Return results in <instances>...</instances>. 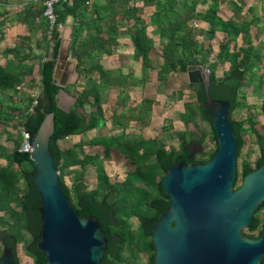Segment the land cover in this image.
Instances as JSON below:
<instances>
[{
    "label": "trees",
    "instance_id": "1",
    "mask_svg": "<svg viewBox=\"0 0 264 264\" xmlns=\"http://www.w3.org/2000/svg\"><path fill=\"white\" fill-rule=\"evenodd\" d=\"M87 1L89 0H73L71 3L55 5L56 27L50 38L46 35L47 21L44 19L43 44L46 48L45 57L48 60H41L38 65L40 90L34 98H15L16 86L23 83L27 75L33 74L34 65L26 66L22 63L29 57L21 56L18 47L2 53L5 57L11 56L16 59L22 57L18 63L11 60L0 66V125L4 127L7 140L13 143L11 151L0 146V257L2 247H6L13 253L15 264H20L17 258V246L23 244V233L29 236V241L24 246V256L30 259L31 264H42L44 261L41 252L37 249L40 223L39 198L33 184L34 169L29 160V153L20 151L23 138L19 128H22L32 140L45 115L54 114L55 130L50 138L49 150L53 155L54 167L59 173L58 182L79 215L95 217L99 221L107 238V251L101 264H134L135 249L146 251L148 253L146 264H152L151 228L168 207V199L161 189L165 172L180 162L187 166L206 163L216 151L214 144L213 152L201 148L206 134H201L198 138L187 131L188 125L196 119L206 122L210 128L211 141L214 143L215 136L203 106L206 98L202 84L189 85L188 89L192 91L195 100L183 105L180 118L186 130L177 138V149L167 148L157 139L145 138L142 135L130 137L125 133L127 122H118L117 125L122 128L119 134L97 136L91 142L84 138L87 133L104 128L106 121L100 105V97L112 85L109 75L102 72L99 64L101 57L111 55L112 50H105L103 48L105 43H99L98 29L93 37H85L81 40L83 31L91 27L88 22L75 27L69 49L77 60L79 76H82L79 81L66 88V91L74 90L77 93L76 103L69 112L58 108L57 95L60 89L52 79L60 46L58 26L63 25L69 15L79 13L84 18L86 13L83 7ZM150 2L155 6V13L148 21H140L139 27L133 28L132 33L134 59L141 60L143 73L151 69L148 53L153 49V40L146 32L149 26L155 28L153 35L158 37L161 45L159 56L162 63L158 72L159 82L166 83L169 76L186 73L189 67L206 66L210 52L205 53L198 47L194 37L188 32L186 23L174 11L176 0H150ZM205 19L211 25V38L214 33L221 32L227 35V43L236 41L244 30L242 25L230 20H222L216 15L215 10L209 12ZM109 37L113 42L114 35L109 34ZM89 41L91 44H88ZM256 52L253 46L233 52H229L226 45L221 47L217 62L229 64V70L221 79L216 78L217 63H210L207 66L210 97L230 103L229 120L238 141L236 166L246 145L245 135L254 139L259 153L253 166L246 160L241 162L234 188L239 187L238 183L241 184L248 173L264 164V135L256 130L255 121L234 120L232 117L237 110L245 106L243 101H239L240 98L244 100L243 88L258 79L256 71L261 63V57ZM145 80L137 81L135 85H142ZM260 81L263 83L262 79ZM7 91L12 93L9 94ZM182 95V92L178 93L179 100ZM142 104L143 111L148 114L153 101L142 100ZM79 109L82 112H79ZM260 113L264 118V98ZM139 115L141 117L144 114ZM9 126L12 128L10 130L12 133L7 129ZM71 136L83 138L73 148L61 151L58 142ZM193 141L201 151H196V147L192 146ZM85 146L102 148L105 157L115 151L131 168L127 178L122 183L111 182L103 167V156L98 153L86 154L83 158H79L77 150ZM89 166L95 167L96 172V188L93 190H89L84 182L86 168ZM66 173L72 176L70 189L63 182L62 176ZM20 183L23 184V193L19 196ZM263 207L264 202L257 209L252 220L253 224L246 232L253 233L255 225L260 222L259 213ZM132 219L137 222L134 231L130 228ZM133 232L138 233L137 239L132 235ZM126 251L131 254L128 259L123 258Z\"/></svg>",
    "mask_w": 264,
    "mask_h": 264
},
{
    "label": "water",
    "instance_id": "2",
    "mask_svg": "<svg viewBox=\"0 0 264 264\" xmlns=\"http://www.w3.org/2000/svg\"><path fill=\"white\" fill-rule=\"evenodd\" d=\"M68 53L61 43L52 73L60 89L57 106L65 112L76 103L65 90L78 78L77 60L67 61ZM64 64L74 73L70 81L59 78ZM187 75L190 84L204 86L203 106L216 151L206 163L187 166L180 162L165 172L161 189L168 207L151 228L152 264H261L264 228L258 239H249L243 232L264 202V164L234 188L238 141L229 120L230 103L210 97L208 70L192 66ZM54 130V114H47L29 139L33 184L39 198L37 249L44 258L42 264H101L107 251L106 235L95 217L79 215L59 185L49 150ZM188 132L198 137L191 125ZM0 264H15L10 249L2 247Z\"/></svg>",
    "mask_w": 264,
    "mask_h": 264
},
{
    "label": "crops",
    "instance_id": "3",
    "mask_svg": "<svg viewBox=\"0 0 264 264\" xmlns=\"http://www.w3.org/2000/svg\"><path fill=\"white\" fill-rule=\"evenodd\" d=\"M176 2L174 11L182 17L188 27V32L194 37L198 47L205 53L210 52L207 64L202 68L207 70L210 63H217L216 78H223L225 72L229 70L228 63L217 62V55L221 47L228 46L229 52L247 46H253L257 50L256 53L261 57V63L256 71L258 79L244 87L245 89L243 88L245 106L234 113L233 119L245 121L253 119L256 123V130L258 125L264 126V118L260 113L264 98V0H176ZM42 9L40 3H26L24 0H0V66H4L7 61L11 60L18 63V60L22 58L16 59L2 55L5 50L14 47L20 49L21 56L29 57L22 61L23 64L34 65L32 76L27 75L24 82L16 86L15 98H34L39 94L38 65L41 60H48L45 57L46 48L43 44L44 17ZM83 9L86 13L84 18L79 13L67 16L65 23L58 27V32L60 44L63 43V47L68 48L67 61L74 58L69 50L73 40V31L83 22H88L91 27L83 31L81 40H84L85 37H93L98 29L100 32L99 43H105L103 47L105 50H112L111 55H103L99 61L102 72L109 75L112 82V85L100 97V105L106 122L104 128L99 130H105L104 136H111L122 130L117 125L118 122H127L126 127H134L143 137L157 139L163 144L171 137L170 133L173 132L174 135L179 136L184 129L178 128L176 124L172 123L174 129L171 131L165 129V123L166 121L170 122L171 115L167 109L166 113H163V109L166 108L165 101H161L158 94L154 97L141 98L138 96L141 90H146V87L150 86L148 81L152 82L151 78L155 80L157 90L164 84L158 81L159 67L162 63L159 56L161 45L158 37L153 35L154 27L149 26L146 31L148 37L153 40V49L148 53L151 69L143 73L141 60H135L133 55V28L139 27L140 21L146 22L152 17L155 13L154 4L150 0H89ZM214 10L222 20H230L237 25H242L244 30L236 41L227 43V35L221 32L214 33L211 38V25L205 18L209 12ZM109 34L114 35L113 42L110 41ZM88 44H91V41ZM77 73L76 81H79L82 76H79V71ZM58 75L59 78L68 81L74 78L71 67H67L66 64L59 70ZM143 79L148 80L144 86L135 85V82ZM177 79L183 81L186 79V85L183 84L181 89L189 90L190 83L187 72L169 76L166 84ZM260 79L263 80V83ZM74 92V90H65V95L69 98H76ZM190 92L192 93V91ZM7 93L11 94L12 92L7 91ZM120 97H122V105L119 106L118 99ZM142 100L153 101V105L151 114H149L151 116L143 115L144 117L140 119L136 107ZM194 100L193 97L192 101ZM251 112L254 113V116H251ZM181 113L178 115L180 116ZM15 123L13 122V124ZM7 129L9 130V128ZM79 138V136H71L58 142L59 149L63 151L73 148ZM14 169L16 168L14 167Z\"/></svg>",
    "mask_w": 264,
    "mask_h": 264
},
{
    "label": "rangeland",
    "instance_id": "4",
    "mask_svg": "<svg viewBox=\"0 0 264 264\" xmlns=\"http://www.w3.org/2000/svg\"><path fill=\"white\" fill-rule=\"evenodd\" d=\"M151 80H152V82L145 80V82L142 85L139 84V86H144V84L148 81V84L150 86H147L146 90H141L140 95H138V96H140L141 98H143L145 96L154 97L156 94H158V98L161 99V101L162 100L165 101V107L166 108L163 109V113H166V109H167L168 113L171 115L170 122L166 121V123H165V126H166L165 129L167 131H171L172 129H174L173 124H172V123H174V124H176V126H178V128L186 130V128L181 124V118L178 114L182 112V105L184 103L194 102V101H192L193 100V93H191L189 90L185 91L184 89H181L183 87V84H184V86L186 85L187 80L186 79H185V81H183L181 79L172 80L171 81L172 83L170 82L168 84H166V83L162 84L161 88L159 90L156 89L155 80H153L152 78H151ZM159 92H160V94H159ZM179 92L183 93L181 100H179V98H178ZM74 94L77 95L76 92H74ZM102 96H103V94H102ZM121 99H122V97H120L118 99L119 106L122 105ZM239 101L245 102V99L243 100L240 98ZM137 107H136V111H138L137 114L144 112V116H146V115L151 116L149 114H151L152 108L147 114V113H145V111H143L142 102L140 104H138ZM255 113L257 114L256 110H255ZM144 116H141V117H144ZM251 116H254L253 112H251ZM139 117H140V115H139ZM141 117H140V119H142ZM232 117H234V114ZM190 125H191L192 129L194 130V132L197 134L198 138L201 134H206V139L203 142V144L201 145L202 146L201 148L206 149L207 152H213V150H214L213 144L214 143L211 141L210 128L208 127L206 122H201L198 119H196L195 122L191 123ZM8 128L10 131L11 130L10 126ZM137 130L138 129H136L134 127L128 126L125 128V133L127 135H129L130 137L138 136L140 134L137 132ZM187 131H188V127H187ZM257 131L260 134L264 135V126L258 125ZM104 133H105V130H97L96 132L95 131L89 132L88 134H86L84 136V138L88 139L91 142L97 136H104ZM119 133H120V131L116 132V134H119ZM170 136L171 137L167 139V142L164 145L167 148L177 149L178 148V139L176 137H178V135L177 134L174 135L172 132V133H170ZM82 138L83 137L79 138V141L82 140ZM244 140L246 142V145L243 147L242 156L237 162V166H236L237 173L240 172V166H241V162L243 160L248 161L249 164L251 166H253L254 162L258 158V154H259L257 146L255 145L253 138H250L249 136L245 135ZM0 146L6 148L8 151H11L13 149V143L11 141L7 140V135L5 133L4 127L2 129V126H0ZM201 148L196 147V151L197 152L201 151ZM77 152H78L79 158H83L84 155H86V154H92L93 155V154H97V153L100 154L101 156H103V159H104L103 167H104L105 172L108 175L111 182L122 183L127 178L129 172L131 171V168L128 165H126L120 159V156L115 151H112L110 153V156H108V157L107 156L105 157L103 149L100 147L85 146L83 149H78ZM68 174L69 173H66L65 175L62 176V178H63V182H64L65 186L68 189H70L71 183H72V176H70ZM84 182H85V184L89 190H93L96 188L95 167L89 166L86 168V174H85ZM240 185L241 184L239 182L238 186H240ZM22 193H23V184L20 183L18 195L20 196V195H22ZM130 226H131L130 227L131 230L134 231L136 229L137 222L135 219L131 220ZM132 235L134 236L135 239L138 238L137 232H133ZM28 241H29V236L27 234L23 233V244H19L17 246V258L19 259L20 264H31L32 263L30 261V259H28L27 257L24 256V246L28 243ZM134 245H136V244H134ZM135 250H136V255H135V259H134L135 260L134 264H146L148 261V253L146 251L140 250V249H135ZM129 254H130V252L126 251L123 255V258L128 259V257H131V254L130 255Z\"/></svg>",
    "mask_w": 264,
    "mask_h": 264
},
{
    "label": "built area",
    "instance_id": "5",
    "mask_svg": "<svg viewBox=\"0 0 264 264\" xmlns=\"http://www.w3.org/2000/svg\"><path fill=\"white\" fill-rule=\"evenodd\" d=\"M24 1L26 3H40L42 5L43 7L42 15L44 19L47 21L46 35H47V38H50L53 29L56 27V15L54 11L55 5L59 3L61 4L71 3L73 0H24ZM19 131L23 138L20 151L24 153H30L31 152V144L29 140L30 138L22 128H19Z\"/></svg>",
    "mask_w": 264,
    "mask_h": 264
},
{
    "label": "flooded vegetation",
    "instance_id": "6",
    "mask_svg": "<svg viewBox=\"0 0 264 264\" xmlns=\"http://www.w3.org/2000/svg\"><path fill=\"white\" fill-rule=\"evenodd\" d=\"M192 146L194 148L196 147L195 141L192 142ZM259 220L260 222L255 225V230L253 231V233H249L245 231L243 232V236L249 239H258L260 237L264 228V207L261 209L259 213ZM261 264H264V257L261 258Z\"/></svg>",
    "mask_w": 264,
    "mask_h": 264
}]
</instances>
